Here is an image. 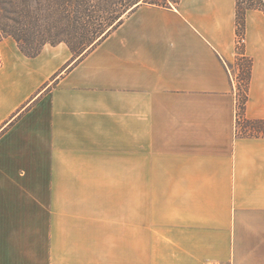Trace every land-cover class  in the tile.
Masks as SVG:
<instances>
[{
    "label": "crops",
    "instance_id": "1",
    "mask_svg": "<svg viewBox=\"0 0 264 264\" xmlns=\"http://www.w3.org/2000/svg\"><path fill=\"white\" fill-rule=\"evenodd\" d=\"M238 39L237 0L144 4L83 56L4 39L0 264H264V138L236 134ZM244 49L245 116L264 120L261 11Z\"/></svg>",
    "mask_w": 264,
    "mask_h": 264
},
{
    "label": "trees",
    "instance_id": "2",
    "mask_svg": "<svg viewBox=\"0 0 264 264\" xmlns=\"http://www.w3.org/2000/svg\"><path fill=\"white\" fill-rule=\"evenodd\" d=\"M180 0H0V43L16 41L22 54L38 57L45 46L66 44L74 55L83 56L111 35L124 20L144 4L170 7ZM264 13V0H237V36L244 39L246 14ZM236 46L245 96L237 105V118L243 125L242 138H264V120L245 116L252 80L253 61L245 49ZM2 61L0 58V65Z\"/></svg>",
    "mask_w": 264,
    "mask_h": 264
},
{
    "label": "rangeland",
    "instance_id": "3",
    "mask_svg": "<svg viewBox=\"0 0 264 264\" xmlns=\"http://www.w3.org/2000/svg\"><path fill=\"white\" fill-rule=\"evenodd\" d=\"M173 5L174 4L171 3L169 6L172 7ZM238 41H240V45L238 47L244 49V42L241 41L240 38L238 39ZM237 53L238 52L235 51V58L233 61L228 63V66H229L231 76H232L233 90L236 94V99H237V104H236V110H237L236 111V134H237V136H239V133L243 132V125L240 123V121L237 118V112H238L237 105L242 103V101L244 99L245 83H244V79H243V74L240 71V67H239V63L241 64L242 62H238V59H243V58L239 57L237 55ZM75 56H78V55H75ZM239 137H241V136H239ZM121 173H124V170H119V174H121ZM79 188L77 189V191H75L76 193H74V194L77 195V193H78L79 194L78 198L81 199L82 195H80ZM85 205H86V203H84V201H81V200H79V201L65 200V211H67L68 213H71V214L76 213L77 215H80L81 213H85V212L90 211L91 207L85 206ZM76 221H77V219H71V218H67V217L65 218V230L67 231V233L69 232V235L72 236V239L74 241L79 240L78 235H77L78 226L76 224Z\"/></svg>",
    "mask_w": 264,
    "mask_h": 264
},
{
    "label": "built area",
    "instance_id": "4",
    "mask_svg": "<svg viewBox=\"0 0 264 264\" xmlns=\"http://www.w3.org/2000/svg\"><path fill=\"white\" fill-rule=\"evenodd\" d=\"M241 41H243V42H244V39H242Z\"/></svg>",
    "mask_w": 264,
    "mask_h": 264
}]
</instances>
